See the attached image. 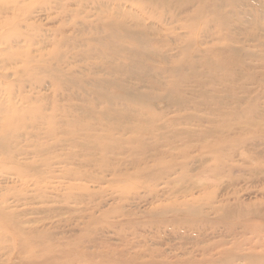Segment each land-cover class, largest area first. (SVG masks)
I'll return each mask as SVG.
<instances>
[{
  "label": "rangeland",
  "instance_id": "obj_1",
  "mask_svg": "<svg viewBox=\"0 0 264 264\" xmlns=\"http://www.w3.org/2000/svg\"><path fill=\"white\" fill-rule=\"evenodd\" d=\"M0 264H264V0H0Z\"/></svg>",
  "mask_w": 264,
  "mask_h": 264
},
{
  "label": "bare ground",
  "instance_id": "obj_2",
  "mask_svg": "<svg viewBox=\"0 0 264 264\" xmlns=\"http://www.w3.org/2000/svg\"><path fill=\"white\" fill-rule=\"evenodd\" d=\"M77 124V123H76ZM81 133V132H80ZM85 139V138H84ZM86 140V139H85ZM88 141V140H87ZM102 150V149H101Z\"/></svg>",
  "mask_w": 264,
  "mask_h": 264
}]
</instances>
